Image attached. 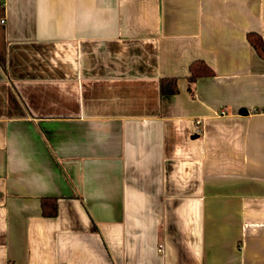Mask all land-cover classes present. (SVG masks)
I'll return each instance as SVG.
<instances>
[{
  "label": "crops",
  "instance_id": "0c3cea01",
  "mask_svg": "<svg viewBox=\"0 0 264 264\" xmlns=\"http://www.w3.org/2000/svg\"><path fill=\"white\" fill-rule=\"evenodd\" d=\"M250 34L264 0H0V264H264Z\"/></svg>",
  "mask_w": 264,
  "mask_h": 264
},
{
  "label": "trees",
  "instance_id": "16d2710c",
  "mask_svg": "<svg viewBox=\"0 0 264 264\" xmlns=\"http://www.w3.org/2000/svg\"><path fill=\"white\" fill-rule=\"evenodd\" d=\"M249 42L254 47L256 53L264 58V45L260 36L256 34L248 35ZM212 71L202 62L195 61L190 65L189 80H194L200 76L211 75ZM160 94H173L177 91L174 78H162L159 82ZM42 215L53 216L56 213V201L53 198H43L41 200Z\"/></svg>",
  "mask_w": 264,
  "mask_h": 264
},
{
  "label": "built area",
  "instance_id": "2783aa9c",
  "mask_svg": "<svg viewBox=\"0 0 264 264\" xmlns=\"http://www.w3.org/2000/svg\"><path fill=\"white\" fill-rule=\"evenodd\" d=\"M221 113H224V111H221ZM197 123H199V121H197Z\"/></svg>",
  "mask_w": 264,
  "mask_h": 264
},
{
  "label": "water",
  "instance_id": "95a60500",
  "mask_svg": "<svg viewBox=\"0 0 264 264\" xmlns=\"http://www.w3.org/2000/svg\"><path fill=\"white\" fill-rule=\"evenodd\" d=\"M241 112L246 113V111H241Z\"/></svg>",
  "mask_w": 264,
  "mask_h": 264
}]
</instances>
